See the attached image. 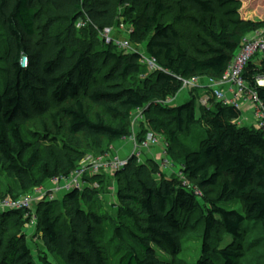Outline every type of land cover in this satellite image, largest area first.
Listing matches in <instances>:
<instances>
[{
  "label": "trees",
  "instance_id": "1",
  "mask_svg": "<svg viewBox=\"0 0 264 264\" xmlns=\"http://www.w3.org/2000/svg\"><path fill=\"white\" fill-rule=\"evenodd\" d=\"M172 11H177L176 24L189 21L196 31L200 49L195 55L181 47L175 26L163 23ZM241 11L250 17L243 18ZM85 16L91 26L76 29L75 22ZM120 21L132 28L130 42L136 34L149 37L146 51L161 72L147 75L138 53L123 55L100 43L93 26L112 28ZM263 29L264 0H0V168L16 185L9 198L23 197L51 179L68 178L88 154L78 148V139L90 143L93 157L110 155L114 143L129 138V119L141 110L147 127L136 142L147 133L163 138L170 159L174 148L184 149L180 137L196 127L203 135L195 149L181 151L177 163L171 159L189 182L187 188L177 175L164 178L160 161L141 163L134 156L112 175L119 223L111 243L120 257L117 264H175L180 236L191 219V228L204 226L196 264H240L245 226L258 224L264 231V131L239 127L240 110L217 102L210 91H192L179 105L164 103L178 96L183 81L219 79L242 39ZM85 33L95 40L85 41ZM21 59L27 61L25 68ZM104 71V82L97 83ZM261 79L264 60L250 62L243 80L264 105ZM199 92L207 95L200 106ZM84 100L111 115L112 124L98 115L91 121ZM38 118H46L42 132H25ZM61 118L78 147L58 144ZM104 182L105 175L94 176L82 192L73 190L61 201L35 207L36 230L45 247L38 262L23 234L30 211L0 214V264H105L96 238L107 221L96 208ZM192 187L203 197H195ZM202 198L209 207H202ZM217 233L231 239L219 251L210 246Z\"/></svg>",
  "mask_w": 264,
  "mask_h": 264
},
{
  "label": "rangeland",
  "instance_id": "2",
  "mask_svg": "<svg viewBox=\"0 0 264 264\" xmlns=\"http://www.w3.org/2000/svg\"><path fill=\"white\" fill-rule=\"evenodd\" d=\"M170 5L173 6L174 4L170 2ZM251 13L247 11H241V16L243 18L250 17ZM177 16V11H172L168 14L165 15L163 19V23H171L175 26L176 31L179 34V44L181 47L190 55H195V51L197 49H200V45L197 41V33L194 31V28L192 27L191 23L189 21H182L178 24L175 23V17ZM46 19L43 21L42 24H39L37 27L36 34L39 35L41 33L40 27L44 24ZM113 30L115 31L114 36L115 37H122L123 34H120L116 28L117 24L115 23L112 26ZM85 41L92 42L95 40V37H89L88 33H85L83 35ZM149 37L148 36H143L141 34H136L131 37V44L134 49H136L140 54H142L144 57L149 56L147 51H146V42L148 41ZM35 41H41L40 37H37ZM88 43V42H87ZM98 46V45H97ZM95 49L98 50L99 47ZM4 47V38H3V32L0 31V54H1V49ZM99 49H102L100 47ZM259 56H254L250 62L252 63H257L260 64L263 62L264 59H260ZM20 65L22 68H25V60L21 59ZM144 69L145 72L147 70L144 67H141ZM107 71V70H106ZM106 71H104L100 76L97 77V83H103L102 78L106 76ZM147 75H152L151 73L147 72ZM1 79V78H0ZM262 81L260 82L261 85H264V79H261ZM0 85H1V80H0ZM209 100L211 97L208 95ZM197 98L199 100L197 101L196 105L200 106V99L206 98L207 95L204 97V93L201 92L200 94L197 93ZM205 102V101H203ZM54 110L56 109L55 106L52 107ZM84 108L86 110L87 116L91 121L95 120V115H98L104 123L107 124H112V119L111 115L108 113L104 112L99 107L91 105L89 102L84 100ZM141 112H134L129 119V132L131 133L129 138L126 140H122L120 142L114 143L112 149H111V156L110 157H118V155L121 156V154H126V147L127 143L131 142V135L134 134V136H144L146 132V127L147 123L145 122V118L142 119V117H139ZM241 113H244L242 111ZM249 115V114H248ZM250 116V115H249ZM46 118H41V119H34L31 122H29L25 128L24 131H33L36 133L42 132V127H41V122H43ZM65 118H61L59 120V125H61L59 134L56 136L58 137V144H66L72 147H78L77 143L73 140L70 139L63 128V125L65 123ZM203 132L200 127L194 128L188 135H183L180 137V143L182 144L184 149H179V148H174L172 157L174 161L176 160L177 156L180 155L181 151L183 150H188L190 148H196L198 145V141L202 137ZM80 143V149L84 148L85 151H87V155L92 156L94 153L93 151H88L87 147L90 144L87 141L80 140L78 139ZM136 141V137H135ZM159 141L161 143L164 142L163 138L159 137ZM158 145V144H157ZM158 154L159 150L162 148L161 145H158ZM122 152V153H121ZM125 156V155H124ZM122 155V157H124ZM128 158V157H127ZM123 159V158H119ZM170 161L171 159L168 158ZM146 162L148 163L149 161L146 160V158L143 156L140 158V162ZM172 162V161H171ZM176 162V161H175ZM173 163V162H172ZM177 163V162H176ZM175 163V164H176ZM175 170L172 168L169 170V172H173L172 178H175V175L177 174L178 170V165H175ZM155 178H159L158 175L155 176ZM16 190V185L15 183L6 177L2 169L0 168V199L2 198H7L10 196L9 192H14ZM116 191H117V184L112 178V173L106 174L105 175V182L104 186L100 192V196L98 199V202L96 204V208H101L104 215L107 217V221L97 229L96 231V238L97 241L101 244V247L104 248L105 251V258L106 262L105 264H117L119 261V256L116 254V248L115 244L111 243L112 235H113V229L118 225V219H117V214H116V208L115 205L117 204L116 201ZM203 197V196H202ZM201 205L203 208L209 207L206 203V199L202 198L201 200ZM83 208L85 210L88 209V206L83 205ZM233 208L235 209H240L239 205H234ZM34 209V208H33ZM193 222V219L188 221L185 225V229L183 231V234L180 236V249H179V254L176 258L175 264H196L197 260L201 256V248H202V237H203V231H204V226L203 224H198L194 228H191V224ZM244 239L242 242V246L244 248V257L240 260V264H264V231L262 228L256 224L252 225L249 224L245 226L244 230ZM10 234H13V231L10 232ZM23 234L26 237V240L28 242V246L32 252L33 259L35 262H38V254L41 253L42 251L45 250V247L43 246V243L41 242L40 236L37 233L36 230V225H30V224H25L23 227ZM231 239L230 237L223 235L221 233L214 234L210 246L213 250H221L224 249L228 243H230ZM53 258V257H52ZM169 258H167L168 260ZM54 261H56L53 258Z\"/></svg>",
  "mask_w": 264,
  "mask_h": 264
},
{
  "label": "built area",
  "instance_id": "3",
  "mask_svg": "<svg viewBox=\"0 0 264 264\" xmlns=\"http://www.w3.org/2000/svg\"><path fill=\"white\" fill-rule=\"evenodd\" d=\"M85 16L75 22L76 29H84L90 27L91 23ZM116 30L123 34L122 37H115V31L113 28H103L98 30L93 26L94 30L97 31V35L100 43L103 46H108L115 49L118 53L123 55H129L132 53H138L141 56L139 64L144 67L147 72L156 74L161 72V67L158 62L150 56L144 57L136 49L133 48L129 41V36L132 33V28L122 21L117 22ZM261 56L260 59H264V29L258 32H254L242 39L240 48L232 61L228 65L226 71L219 79H212L208 77L204 78H193L182 82L181 90L178 96L186 94L190 97V93L195 90L210 91L212 97L223 105L232 106L236 109L241 108L245 102L251 103L252 106V123L256 130L264 131V105L259 100L256 92L251 90L249 86L243 80V73L245 68L250 63L254 56ZM25 60V67L27 61ZM260 87V80L258 81ZM177 96V97H178ZM176 97V98H177ZM175 99L167 100L165 105H173ZM205 102H203V105ZM143 119V111L138 110ZM238 124V123H237ZM132 152L131 156L136 157L138 160L143 156L145 151H148L151 147L156 146L160 143L159 139L152 133H147L144 140L141 143L135 141L134 134L131 135ZM165 146L162 147V156L160 158L161 169L170 170L175 167L168 158H166ZM111 155L106 154L99 157H93L87 155L78 165L77 169L73 171L68 178H54L43 185L35 188L30 193L18 199H11L9 197L0 201V214L12 211H30L31 219L29 224L36 225L35 207L43 202H53L55 200L61 201L63 197L73 191H83L87 187H91L87 183L89 178L94 176L106 175L109 173L114 174L118 169L122 168L126 164V159H119L116 157H110ZM178 178L180 185L183 188L190 186L189 182L181 175L180 168L178 167ZM95 187V186H94ZM193 188V194L197 198L202 197V193ZM34 208V209H33Z\"/></svg>",
  "mask_w": 264,
  "mask_h": 264
},
{
  "label": "crops",
  "instance_id": "4",
  "mask_svg": "<svg viewBox=\"0 0 264 264\" xmlns=\"http://www.w3.org/2000/svg\"><path fill=\"white\" fill-rule=\"evenodd\" d=\"M262 80H260V82H261ZM262 86H264V85H262ZM199 93H201V92H199ZM189 99V97L188 96H186V94H183V95H179L177 98H176V100H175V102H174V104L173 105H179V104H181L182 102H186L187 100ZM242 111H244V113H241V118L239 119V121H238V126L239 127H247V128H249V129H254V125H253V123H252V118H251V116H252V106H251V103H249L248 101L247 102H245V103H243L242 104V106H241V108H240V112H242ZM250 116H249V115ZM198 115V114H197ZM158 145H161L162 147H163V145H162V143L161 144H158ZM158 145H156V146H153V147H151L148 151H145L144 152V154H143V156L146 158V160H148V161H150V160H153V161H156V162H159L160 161V158L162 157L163 158V156H162V148L159 150V154H158ZM126 147V151H127V153L126 154H121V156L120 155H118V157L117 158H123V159H126L127 157H129L130 156V154H131V152H132V144H130L129 142L127 143V146H125ZM122 153V152H121ZM122 155L124 156V157H122ZM142 156V157H143ZM166 158H168L167 156H166ZM140 161V160H139ZM142 163H145V161L144 162H142ZM173 170H175V168H173ZM177 172H178V170H177ZM163 176H164V178H167V179H170L171 178V176H172V174H174V171L173 172H169L168 170H165L164 172H163ZM113 175V174H112ZM178 176V175H177ZM115 198H116V196H115Z\"/></svg>",
  "mask_w": 264,
  "mask_h": 264
},
{
  "label": "water",
  "instance_id": "5",
  "mask_svg": "<svg viewBox=\"0 0 264 264\" xmlns=\"http://www.w3.org/2000/svg\"><path fill=\"white\" fill-rule=\"evenodd\" d=\"M130 158H131V155L127 158V160L130 159Z\"/></svg>",
  "mask_w": 264,
  "mask_h": 264
}]
</instances>
